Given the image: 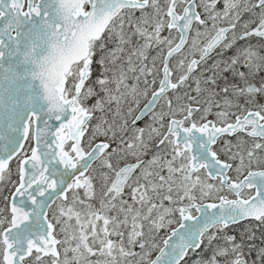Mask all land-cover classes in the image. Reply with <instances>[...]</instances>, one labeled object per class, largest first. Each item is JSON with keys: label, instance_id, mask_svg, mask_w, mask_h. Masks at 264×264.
Here are the masks:
<instances>
[{"label": "snow or ice", "instance_id": "1", "mask_svg": "<svg viewBox=\"0 0 264 264\" xmlns=\"http://www.w3.org/2000/svg\"><path fill=\"white\" fill-rule=\"evenodd\" d=\"M0 264H264V0H0Z\"/></svg>", "mask_w": 264, "mask_h": 264}, {"label": "flooded vegetation", "instance_id": "2", "mask_svg": "<svg viewBox=\"0 0 264 264\" xmlns=\"http://www.w3.org/2000/svg\"><path fill=\"white\" fill-rule=\"evenodd\" d=\"M69 195H71L70 193H69ZM59 203V202H58Z\"/></svg>", "mask_w": 264, "mask_h": 264}]
</instances>
